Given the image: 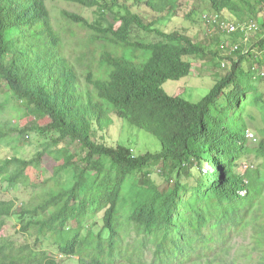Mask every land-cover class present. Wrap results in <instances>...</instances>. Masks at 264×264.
<instances>
[{
	"label": "trees",
	"instance_id": "16d2710c",
	"mask_svg": "<svg viewBox=\"0 0 264 264\" xmlns=\"http://www.w3.org/2000/svg\"><path fill=\"white\" fill-rule=\"evenodd\" d=\"M48 1L0 0V85L18 105L50 119L44 128L23 130L11 120L2 121L0 152L3 143L14 140L10 136L29 138L28 132L38 129L44 136H56L49 146L62 145L59 151L76 161L56 167L43 190L22 209L19 231L35 236L34 245L4 235L16 202L0 201V264H63L37 246L41 239H52L73 264H229V244L248 228L255 230L264 201V130L258 147L250 148L243 116L255 107L264 117V94L251 84L253 62L249 86H244L249 59L264 63V36L255 54L241 55L203 99L191 103L167 94L163 85L190 77L193 59L208 55L202 42L183 30L161 31L162 21H151L148 14L125 5L124 14L117 16L118 29L64 12L67 29L55 31ZM60 1L88 9L101 6L100 0ZM209 1L221 15L230 2ZM256 1L264 6V0ZM141 3L133 0L132 7ZM175 3L146 2L156 12L172 10ZM71 27L82 31L84 57L95 74L90 69L84 74L66 55L63 36ZM133 30L161 40L134 39ZM237 53L243 54L241 49ZM243 98L248 103L238 109ZM16 112V117L25 115L19 108ZM112 117L156 138L160 150L136 156L126 146L98 142L96 133L110 128ZM47 148L31 160L0 159V176L15 186H33L28 169L41 165ZM251 155L261 160L259 166L242 172L241 160ZM158 166L168 183L163 188L148 179ZM95 214H103L106 239L86 231ZM132 232L137 239L126 245ZM256 232L261 246V224ZM142 250L153 252L150 261Z\"/></svg>",
	"mask_w": 264,
	"mask_h": 264
},
{
	"label": "rangeland",
	"instance_id": "374dc122",
	"mask_svg": "<svg viewBox=\"0 0 264 264\" xmlns=\"http://www.w3.org/2000/svg\"><path fill=\"white\" fill-rule=\"evenodd\" d=\"M142 1L143 3L140 4V8H137L132 7L133 0H100V7L88 9L65 1L50 0L47 3V8L55 31L67 29L68 25L62 15L64 12L78 14L95 26L118 29L120 27V22L117 16L118 14H124V10H121V7L124 5L133 10L139 9L142 13L148 14L151 21L156 19L162 21L160 26L161 31L169 33L180 30L186 31V33L192 36L195 42H202L206 46L208 55L193 59V69L190 77L177 82L168 81L163 85V89L167 94L181 97L191 103H197L203 99L216 84L219 76L228 73L232 68L233 62H236L241 55H245L249 51L250 54H255L256 51L254 50L258 48L256 44L264 36V6L259 5L256 0H230L227 8L222 13L223 18L235 22L237 25H243L249 22H255L258 25L259 30L257 32H255L256 30L249 32L248 36L250 41L248 43L244 41V35L241 31L233 35H225L217 32V30L207 28L204 25L202 20L203 15L215 11L211 7L209 0H176L172 10H164L162 12L153 11L147 6V0ZM103 5L107 6V8H104ZM74 28L75 27H71L68 29L67 31L70 33L63 36L66 55L75 65L77 61V66L84 74H86L89 69L95 74L94 68H89L90 64L84 57L87 48L82 37V31ZM133 38H138L146 43H155L161 40V37L156 34L147 35L138 30H133ZM234 45H239L242 53L245 54L237 53L230 56L229 54L223 53L221 50L222 46H225L226 50H230ZM216 53L217 55H215ZM125 54L128 55V52H125ZM257 60L260 59L250 58L249 62H247L246 68H244L247 77L250 76V71H252V69L249 68L252 62L253 68L259 66L261 70H264V63L260 64ZM222 63H226V68H223ZM252 73L255 76L251 84L255 86L257 93L264 94V77L256 75V70H254V72L252 71ZM249 80L250 77L245 81V87L249 86ZM7 100H9L10 103H6ZM242 102L248 103V98H243V100L237 102L236 107L238 109H240ZM219 104H222L221 100ZM18 108L25 114L23 118L14 116L17 114L16 111ZM228 112L231 111L229 110ZM236 113L239 116V111H236ZM243 116L247 121L249 130L253 131L259 137L257 142L251 140L249 147L257 148L262 141L261 132L264 130V117L255 107H248ZM13 118L15 119L12 122ZM6 120H11L12 125L14 124V127L19 130L29 127L44 128L50 123L49 118L38 117L32 110L18 105L17 102L11 98L8 88L1 83L0 123ZM28 134L29 138H27V136L25 137V135L18 137L16 134L10 136L14 140L11 143H3L0 159L5 160L16 157L31 160L36 156V153L44 151L45 148L48 147L42 158L41 165L28 169L34 187L15 186L5 181L6 176L2 177L0 180V201L13 200L16 202L13 214L6 220V226L3 232L4 235L20 243L28 242L34 245L35 236L25 237L26 234H22L19 231L21 226L20 213L28 201L32 200L38 192L43 190L45 183L53 177L55 168L65 163L76 161V157H66L65 152L59 151V149L63 148L62 145L56 147L49 146L52 143L51 138H56L54 135L48 134L49 136H44L38 129L28 132ZM95 138L98 142L105 143L108 146H126L130 148L136 156L142 155L148 151L156 152L160 150V144L156 138L143 131L130 127L117 117H112V125L110 128L104 131H98ZM72 149H76V146L72 147ZM241 162H243L241 167L246 165L242 170V172H244L247 168L258 167L261 160L251 155L248 158L242 159ZM177 178L178 176L175 173L173 181L170 182L169 186L172 187L174 179ZM148 179L156 181L161 188L166 187L165 184L168 185L167 180L161 175L159 166L152 168L151 177L148 176ZM259 208L258 213L260 215L254 222L255 230L253 228H248L229 244L232 253V256L227 257L229 264H233L234 262L236 264H264V244L260 246V235L256 232L260 224L264 228V201L263 206L261 207L259 205ZM90 209H93V207H90ZM102 217L103 214L91 216L86 222L85 227L86 231L100 233L102 237L106 239L108 234L103 229ZM72 225L74 226V224ZM136 239V233L132 232V237H129V235L126 237L125 244H132ZM37 246L40 249L48 251L63 264H73L72 261H68L59 254L57 246L52 239H41L37 243ZM142 253L146 255V260L150 261L152 259L153 252L142 250ZM200 264L206 263L201 262Z\"/></svg>",
	"mask_w": 264,
	"mask_h": 264
},
{
	"label": "built area",
	"instance_id": "2783aa9c",
	"mask_svg": "<svg viewBox=\"0 0 264 264\" xmlns=\"http://www.w3.org/2000/svg\"><path fill=\"white\" fill-rule=\"evenodd\" d=\"M202 20H203L204 25L207 28L217 30V32H220V33L225 34V35H233L239 31H241L244 35V41L246 43H248L250 41V38L248 36L249 32H252L254 30H256L255 32H257L259 30V27L255 22H249V23H246L243 25H241V24L237 25L235 22H232V21L227 20L226 18H223L222 15L218 12H212V13L204 14L202 17ZM221 50L223 53L229 54L231 56V55L239 52L240 46L234 45L233 48H231L230 50H226V47L222 46ZM243 54H245V53H243ZM222 66L224 68L227 65H226V63H222ZM254 70L257 71L256 75L264 77V70H261L259 66H256V68H254ZM247 138L249 141L253 140V142H257V138H256L255 134L250 130H248V132H247ZM244 166H246V165H244ZM250 168L252 169V167H250ZM248 169L249 168H247V170ZM1 179H2V177L0 176V180ZM243 195H245V193H243Z\"/></svg>",
	"mask_w": 264,
	"mask_h": 264
},
{
	"label": "clouds",
	"instance_id": "9594fccd",
	"mask_svg": "<svg viewBox=\"0 0 264 264\" xmlns=\"http://www.w3.org/2000/svg\"><path fill=\"white\" fill-rule=\"evenodd\" d=\"M214 12H216V11H214ZM253 132V131H252Z\"/></svg>",
	"mask_w": 264,
	"mask_h": 264
}]
</instances>
